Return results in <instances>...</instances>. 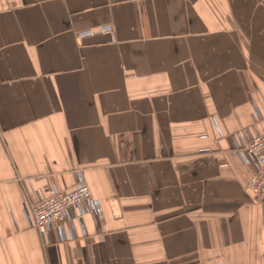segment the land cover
Listing matches in <instances>:
<instances>
[{
	"label": "crops",
	"instance_id": "0c3cea01",
	"mask_svg": "<svg viewBox=\"0 0 264 264\" xmlns=\"http://www.w3.org/2000/svg\"><path fill=\"white\" fill-rule=\"evenodd\" d=\"M240 130L264 131V0H0V264H264ZM81 184L41 235L45 187Z\"/></svg>",
	"mask_w": 264,
	"mask_h": 264
},
{
	"label": "built area",
	"instance_id": "2783aa9c",
	"mask_svg": "<svg viewBox=\"0 0 264 264\" xmlns=\"http://www.w3.org/2000/svg\"><path fill=\"white\" fill-rule=\"evenodd\" d=\"M96 33L109 34L113 38V27L104 24L99 29H82L76 32V40L83 41ZM235 152L242 163L253 167V174L248 187L254 198L264 201V131L261 133H250L240 130L234 134ZM46 195L31 206L32 225L41 235L48 233L49 227L54 223H63L70 216L72 207L85 204L91 197L87 185H77L73 189H56L45 187Z\"/></svg>",
	"mask_w": 264,
	"mask_h": 264
}]
</instances>
